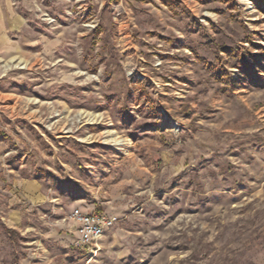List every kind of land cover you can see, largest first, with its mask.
Instances as JSON below:
<instances>
[{
	"label": "rangeland",
	"instance_id": "rangeland-1",
	"mask_svg": "<svg viewBox=\"0 0 264 264\" xmlns=\"http://www.w3.org/2000/svg\"><path fill=\"white\" fill-rule=\"evenodd\" d=\"M10 1L0 264H264V0Z\"/></svg>",
	"mask_w": 264,
	"mask_h": 264
},
{
	"label": "built area",
	"instance_id": "built-area-1",
	"mask_svg": "<svg viewBox=\"0 0 264 264\" xmlns=\"http://www.w3.org/2000/svg\"><path fill=\"white\" fill-rule=\"evenodd\" d=\"M71 220L76 225L77 245L92 254L99 251L102 237L117 223L116 216L80 210L73 211Z\"/></svg>",
	"mask_w": 264,
	"mask_h": 264
},
{
	"label": "crops",
	"instance_id": "crops-1",
	"mask_svg": "<svg viewBox=\"0 0 264 264\" xmlns=\"http://www.w3.org/2000/svg\"><path fill=\"white\" fill-rule=\"evenodd\" d=\"M24 17L10 0H0V57L6 58L11 50L18 48V42L11 36H17L22 29Z\"/></svg>",
	"mask_w": 264,
	"mask_h": 264
}]
</instances>
